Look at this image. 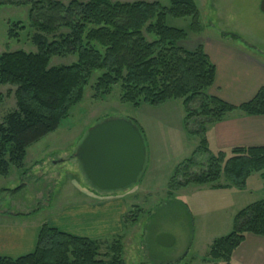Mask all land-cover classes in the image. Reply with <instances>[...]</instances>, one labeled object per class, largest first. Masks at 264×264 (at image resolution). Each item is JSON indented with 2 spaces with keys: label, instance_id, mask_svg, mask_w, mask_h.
<instances>
[{
  "label": "trees",
  "instance_id": "1",
  "mask_svg": "<svg viewBox=\"0 0 264 264\" xmlns=\"http://www.w3.org/2000/svg\"><path fill=\"white\" fill-rule=\"evenodd\" d=\"M169 2L165 6L161 0H0V5L28 7L30 25L37 31L32 37L36 52L0 53V87L13 86L16 101V108L0 120V177H8L12 166L24 167L27 148L59 127L81 101L92 73L101 71L93 87L96 99L119 84L121 101L134 107L183 101L184 127L200 138V144L191 158L176 167L168 183L169 196L191 184L244 189L254 172L264 179V146H237L229 151L230 156L223 150L214 155L206 137L207 125L222 121L229 113L264 115V87L239 106L208 94L216 79V66L203 44L192 50L181 46L188 33L166 23L168 15L191 17L192 30L201 32L198 8L194 0ZM24 29L21 21L10 23L8 37L18 38ZM223 36L239 39L236 34ZM70 55H76L77 61L50 66L52 58ZM3 99L0 91V102ZM199 99V106L192 108ZM198 117L206 120L197 130H189L188 121ZM196 152L208 155L207 166L199 173H189L198 164ZM222 177L229 184L222 185ZM23 188L21 184L10 193ZM132 213L125 216V224L137 221ZM249 233L264 236V199L236 214L232 231L213 241L209 256L230 264ZM121 239L113 241L111 257L105 260L100 258L98 240L43 224L34 252L17 258L0 256V264H124Z\"/></svg>",
  "mask_w": 264,
  "mask_h": 264
},
{
  "label": "rangeland",
  "instance_id": "2",
  "mask_svg": "<svg viewBox=\"0 0 264 264\" xmlns=\"http://www.w3.org/2000/svg\"><path fill=\"white\" fill-rule=\"evenodd\" d=\"M67 2V0H63ZM136 1V0H112ZM156 1V0H145ZM169 6V0H161ZM199 11L201 32H194L192 18L168 15L170 27L188 33L180 45L194 49L208 37L236 34L233 40L264 60V13L261 0H194ZM21 21L25 29L19 37L10 39V23ZM37 31L30 25L28 7L0 5V53L23 50L36 52L32 37ZM148 39L151 36L146 35ZM52 37L50 36V39ZM223 38V37H221ZM77 61L76 55L54 57L50 66L67 65ZM101 71H94L86 85L80 102L62 119L59 127L27 148L24 167L12 166L8 177H0V212H37L38 218H47L60 203L84 198L88 188L93 189L83 174L75 152L87 130L107 118H126L142 127L148 154L144 172L130 187L116 192H101L104 197L126 196L128 213L138 216L134 223H127L121 237L124 264H226L209 256L210 247L217 238L232 231L236 214L246 206L264 199V179L257 172L248 178L244 189H211L208 185L191 184L186 190L167 193L168 183L176 167L191 158L200 144L198 136L185 129L186 111L181 99H172L160 106L142 103L139 107L121 101V86L115 85L111 93L96 99L94 85ZM212 88V87H211ZM208 94L213 95L212 89ZM4 99L0 102V120L16 108L13 86L0 87ZM200 99L191 104L197 108ZM238 114V113H236ZM198 117L188 121L189 130H197ZM217 154L213 141L209 145ZM228 156H230V153ZM197 165L189 173H199L207 166L208 155L196 152ZM182 179V176L180 177ZM223 177L219 182H224ZM24 185L16 194L10 190ZM95 190V189H94ZM93 194V193H91ZM125 215V216H126ZM125 218V217H124ZM88 231L78 235L87 236ZM161 234L172 236L171 245L158 242ZM89 237V236H88ZM118 237L98 240L100 258L109 260L111 246ZM234 264V263H230Z\"/></svg>",
  "mask_w": 264,
  "mask_h": 264
},
{
  "label": "crops",
  "instance_id": "3",
  "mask_svg": "<svg viewBox=\"0 0 264 264\" xmlns=\"http://www.w3.org/2000/svg\"><path fill=\"white\" fill-rule=\"evenodd\" d=\"M221 37H208L202 42L205 52L216 66L211 93L239 106L253 99L258 90L264 87V60L236 45L229 40V36ZM206 137L208 146L213 141L218 151L229 152L237 146H264V115H247L240 111L229 113L222 121L207 125ZM221 184L229 183L224 181ZM208 186L211 189L235 188ZM83 194L86 196L79 200L60 203L44 219L38 218L41 210L25 213L12 211L10 214L0 212V256L17 258L34 252L43 224L93 240L122 235L124 217L129 210L126 196L104 197L90 188ZM86 231L89 232L87 236L78 235ZM231 263L264 264V236L247 234L234 251Z\"/></svg>",
  "mask_w": 264,
  "mask_h": 264
},
{
  "label": "water",
  "instance_id": "4",
  "mask_svg": "<svg viewBox=\"0 0 264 264\" xmlns=\"http://www.w3.org/2000/svg\"><path fill=\"white\" fill-rule=\"evenodd\" d=\"M264 13V0L260 2ZM148 147L140 127L126 118H107L90 127L75 152V158L93 189L116 192L135 184L144 172ZM158 242L174 240L161 234Z\"/></svg>",
  "mask_w": 264,
  "mask_h": 264
}]
</instances>
